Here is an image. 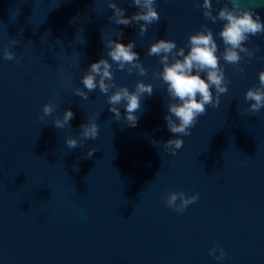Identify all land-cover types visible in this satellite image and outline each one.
<instances>
[{
  "label": "water",
  "instance_id": "water-1",
  "mask_svg": "<svg viewBox=\"0 0 264 264\" xmlns=\"http://www.w3.org/2000/svg\"><path fill=\"white\" fill-rule=\"evenodd\" d=\"M116 2L126 16L139 11L131 0ZM228 2L212 0L214 13ZM240 2L264 20V0ZM197 3L157 0L161 19L141 36L139 24L109 21L107 0H0V264H264V108L250 114L245 101L264 70V34L246 41L259 48L253 57L224 65L228 91L219 107L206 106L183 147L173 155L163 145L175 135L165 120L172 100L154 75L163 66L148 55L151 44L186 46L207 24L224 51L223 22L207 20ZM115 28L122 43L135 41L147 69L141 76L113 64L115 84L154 88L141 98L135 127L114 118L98 87L88 99L74 92L89 66L108 58ZM5 47L19 64L3 58ZM49 102L56 109L41 120ZM69 108L71 127L57 129ZM93 116L98 136L69 149L66 138ZM181 190L199 193L182 214L165 202ZM217 245L223 260L209 254Z\"/></svg>",
  "mask_w": 264,
  "mask_h": 264
},
{
  "label": "clouds",
  "instance_id": "clouds-1",
  "mask_svg": "<svg viewBox=\"0 0 264 264\" xmlns=\"http://www.w3.org/2000/svg\"><path fill=\"white\" fill-rule=\"evenodd\" d=\"M156 3L157 0H131V4L139 11L129 17L125 15L126 9L116 0H107V7L113 10L108 19L115 25L139 24V33L143 36L150 25L161 19ZM197 7L203 9L204 17L212 23L223 22L219 32L224 44L223 52H219L213 30L207 24L202 25L200 30L190 35L186 46L178 47L177 42L172 39H159L152 43L148 50L149 56L159 57V63L163 68L162 71H156L154 75L167 86V94L172 100L167 104L165 120L168 130L175 135L163 142V145L173 155L183 147L182 137L191 135V129L197 124L198 117L206 114V106L219 107L220 95L228 91L224 65L239 66L243 59L242 53L248 58L253 57L259 48H249L246 41L252 36L264 34V20L254 9L241 7L240 0H229L215 13L212 0H203L202 4L197 3ZM123 35L122 29H113L112 37L105 45L108 49V58L101 57L93 62L81 78L84 87H76L74 92L76 96L88 99L89 93L98 87L101 93L109 94V110L114 114V118L117 121L123 118L128 126L135 127L138 123L137 112L141 108V98L144 94L152 95L154 88L152 83H145L143 80L137 82L134 91H130L127 86L115 84L113 64L129 74L134 71L141 76L147 74L139 53L134 50L135 41L124 44L119 39ZM19 42V39H11L12 45ZM3 58L8 61L15 60L17 64L22 59L17 57L9 47H5ZM221 58L224 64H221ZM240 70L243 71V68ZM113 88L116 90L112 91ZM245 101L250 102L246 109L250 114L254 115L264 108V70L259 73V86L247 90ZM121 105L126 111L124 117L121 115ZM55 109V103H46L40 119L43 120L45 116L51 115ZM74 115L70 108L65 110L62 118L59 116L55 118L54 126L57 129L71 127L70 122ZM80 129L79 136L66 138L65 143L69 149L83 148V141L95 139L98 136L99 125L96 117L93 116L86 123H82ZM95 151H97L96 148L89 149L87 157L91 158ZM198 199L199 193L187 195L181 190L169 192L165 202L170 208L182 214L188 205ZM217 252H219L218 255ZM209 254L215 256L217 260H223L228 255L220 245L210 249Z\"/></svg>",
  "mask_w": 264,
  "mask_h": 264
}]
</instances>
